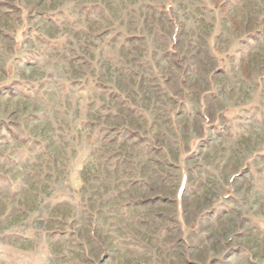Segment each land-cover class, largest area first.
Returning a JSON list of instances; mask_svg holds the SVG:
<instances>
[{"label": "rangeland", "instance_id": "rangeland-1", "mask_svg": "<svg viewBox=\"0 0 264 264\" xmlns=\"http://www.w3.org/2000/svg\"><path fill=\"white\" fill-rule=\"evenodd\" d=\"M0 264H264V0H0Z\"/></svg>", "mask_w": 264, "mask_h": 264}]
</instances>
